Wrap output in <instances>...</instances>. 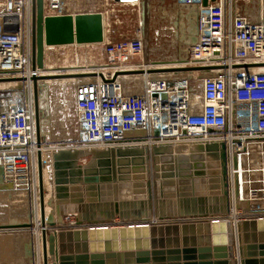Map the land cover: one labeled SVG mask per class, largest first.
I'll return each mask as SVG.
<instances>
[{"label": "built area", "instance_id": "1", "mask_svg": "<svg viewBox=\"0 0 264 264\" xmlns=\"http://www.w3.org/2000/svg\"><path fill=\"white\" fill-rule=\"evenodd\" d=\"M142 1L43 0L45 16L99 12L104 18L105 40L91 43L98 62L58 68H77L76 77H83L75 94L80 136L74 145L224 142L227 217L237 223L264 216V0H188L198 16L184 62L179 53L156 58L146 30L120 40L107 33L105 7ZM32 35L33 0H0V82L9 84L0 89V166L21 180L27 169L31 174L39 147L32 77L42 72L33 68ZM55 46H45V60ZM235 212L237 221L230 216Z\"/></svg>", "mask_w": 264, "mask_h": 264}, {"label": "water", "instance_id": "2", "mask_svg": "<svg viewBox=\"0 0 264 264\" xmlns=\"http://www.w3.org/2000/svg\"><path fill=\"white\" fill-rule=\"evenodd\" d=\"M207 3L203 0V5ZM196 29L195 21L180 61H186L189 47L196 41ZM32 36L33 68L44 69L45 46L102 43L104 18L99 12L45 16L43 0H33ZM43 77L47 78L32 77L35 96L38 80ZM36 101L40 146L42 123ZM172 150L167 144L53 149L52 203L58 219L45 214L39 151L43 264H49V256L52 264H264V216L237 223L227 217L230 189L226 144L210 141L194 145L190 153L194 163L184 159L187 166L183 167L179 159L178 170H166L164 164L160 173L159 160L164 157L163 162L171 165L165 158ZM195 153L219 162V169L211 172L216 177L207 195L197 193L200 181L207 185L208 172L194 159ZM147 170L174 189L155 195L146 189L137 190L145 186L141 179ZM137 180L141 182L132 188ZM70 214L75 215L74 223L67 220ZM34 224L31 220L0 223V232L31 231ZM47 228L52 231L48 233Z\"/></svg>", "mask_w": 264, "mask_h": 264}, {"label": "rangeland", "instance_id": "3", "mask_svg": "<svg viewBox=\"0 0 264 264\" xmlns=\"http://www.w3.org/2000/svg\"><path fill=\"white\" fill-rule=\"evenodd\" d=\"M188 2V0L181 2L179 0H144L139 4L105 7L107 11L105 20L107 33L112 34L116 40H120L137 37L140 35V30L141 32L146 30L148 32L147 46L156 49L154 55L156 58L171 59L177 53L180 57L181 52L183 54L186 48L184 41H187L191 32H194V25L198 16V8ZM91 8H96V6ZM181 34L185 38L180 39ZM174 44L178 48L171 46ZM94 50L95 46L92 44L50 47L47 48L45 65L49 67L66 65L75 67L70 64H95L98 60L94 59L92 54ZM82 78L69 76L38 80L42 130L41 145L37 152L42 153V175L47 218L53 216L56 219L55 207L52 203L54 197L53 168L51 157L47 156L49 152L39 149H51L53 146H73L76 143L80 132L75 94L77 82ZM4 85L8 86L9 84L0 82V89L4 88ZM196 89L199 90V85ZM192 149L186 148L179 151L173 149L171 154L176 152L177 158L183 160L181 166L186 167L187 163H184V159L189 160L190 157L187 155H190ZM36 150L32 154H35ZM37 152L33 159L34 162L31 164V174L28 173L29 170L27 169L23 175V180L15 176L10 171L11 169L4 171L3 167L0 166L2 168L0 171V223L29 220L33 223L41 222L40 175ZM207 158L213 159L212 157ZM88 160L89 158L82 162ZM164 167L170 171L175 169L172 168V165H165ZM15 173L17 174L18 170ZM199 184L203 188H199L197 193L207 195L209 189L205 183L200 181ZM125 186L127 187V185ZM34 211L35 219L34 217L31 219L32 217L29 216ZM14 239H17L16 242ZM36 248L37 242L33 230L28 232L17 230L15 233H5L3 238H0V264H37L35 263L37 262Z\"/></svg>", "mask_w": 264, "mask_h": 264}, {"label": "bare ground", "instance_id": "4", "mask_svg": "<svg viewBox=\"0 0 264 264\" xmlns=\"http://www.w3.org/2000/svg\"><path fill=\"white\" fill-rule=\"evenodd\" d=\"M182 38H185V36H183ZM182 38L180 37V39H182ZM187 39H188V37H187ZM184 43H186V41H184ZM58 68H59V66H54V67L53 66L52 67L45 66L44 69H41V72H42L41 76L47 77V78H44L43 77L44 79H49V78H55L56 75H71V76H73V74L77 73V71H76L77 68H69V69H65L64 68L62 70H59ZM60 71H62L64 73H60ZM69 72H70V74H69ZM48 74H54V75H48ZM50 76H52V77H50ZM65 77H69V76H58V78H65ZM43 78H40V79H43ZM35 95H36V92H35ZM35 99H37V101L39 103V98H38V85H37V96H35ZM59 147L80 148V147H76L74 145L73 146H59ZM59 147L58 146H53L51 149L50 148H47V149L46 148H40L39 150L49 152V154L47 156L48 157H51L50 154L53 151V149L59 148ZM181 147H183V146H179V147L175 146L173 149L175 151H179L180 149H182ZM182 151H184V150H182ZM175 153L174 154H171V155L168 154L169 156H168V158H165V160L166 161H169V163H171L172 168L173 167L175 168L174 170H178V168H179L178 165H180V163H179V159L177 158V156H176ZM187 156H189V155H187ZM163 159H164V157H162L159 160V161H161V162H159L161 164V166H159L160 167V173H162V171H163V169H162L163 168V165L164 164L165 165L168 164L167 162H163ZM194 159L198 160V163H199L200 166H205V169L208 172V175H207L208 178H206L207 179V182H206L207 185L206 186H207V189H209V187L211 186V184L214 182V179L212 178L211 172L214 169L215 170L218 169L219 162L217 160L215 162L213 160H209V158L201 155L200 153H195L194 154ZM51 162H52V160H51ZM189 162L190 163H194L191 160V158H189ZM152 167H154V166H152ZM144 174H146L145 175V178L143 177V179H141V181L145 182V186H143L142 188L137 186L138 187L137 190H140L141 189L142 191H144L146 189L147 190L146 192L151 191L152 194L155 195V194H159L160 190L163 191V193L165 192V194H166V193H169L170 192V191H168L169 189H174L173 187H171V188L168 187L167 184H162L164 182L163 181L164 178L154 179L152 177V174H154V172H149V170H147ZM141 181H139V180L133 181L132 184H131L132 185V188H134V185H138V183H140ZM165 181H166V179H165ZM53 183H54V179H53ZM160 183L163 185V187H162V185ZM148 184H151V186L149 187ZM127 187H128V185H127ZM199 188H203V187H200V185H199V187L197 189H199ZM125 189L127 190V188H125ZM237 213L235 212L234 214H230V216L234 217L233 218L234 221H237V216H238ZM55 215H56V213H55ZM32 217H34V219H35V211L32 213ZM56 219H58L57 215H56ZM72 223H74V222H72ZM32 230L34 232V237H35V240L37 242V248H36L37 249V255H36L37 256V262H35V263H37V264H43V249H42V239H41L42 238V234H41L42 233L41 222H35V227ZM26 231L28 232V230H24L22 232H26ZM47 231L49 233L50 231H52V229L51 228H47ZM49 264H52V260H51V257L50 256H49Z\"/></svg>", "mask_w": 264, "mask_h": 264}, {"label": "crops", "instance_id": "5", "mask_svg": "<svg viewBox=\"0 0 264 264\" xmlns=\"http://www.w3.org/2000/svg\"><path fill=\"white\" fill-rule=\"evenodd\" d=\"M176 18H177V17H175V19H176ZM176 20H177V19H176ZM176 20H175V21H176ZM178 35H179V34H178ZM183 36H184V35L181 34V38H182ZM181 44H182V43H181ZM193 147H194V146H183V147H181V148H182V149H183V148H184V149H186V148H187V149H190V148L192 149ZM173 148H174V147H173ZM187 157H188V156H187ZM189 157H190V155H189ZM212 160H213L214 162L216 161V159H212ZM218 169H219V168H218ZM218 169H217V170H218ZM215 177H216V175L212 176L213 179H214ZM212 184H213V183H212ZM73 216L75 217V215H71V214H70V216L68 217L67 220H69V221H74L75 218H74ZM72 218H73V219H72ZM3 234L5 235L4 232H0V238H3ZM4 238H5V237H4ZM6 239H7V238H6ZM16 240H17V239H16ZM16 240L14 239L15 242H16Z\"/></svg>", "mask_w": 264, "mask_h": 264}]
</instances>
